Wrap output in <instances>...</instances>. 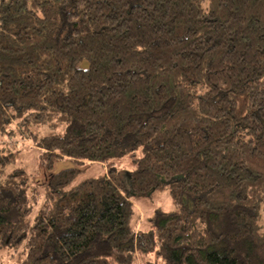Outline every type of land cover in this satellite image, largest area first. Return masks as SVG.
<instances>
[{
  "label": "trees",
  "instance_id": "1",
  "mask_svg": "<svg viewBox=\"0 0 264 264\" xmlns=\"http://www.w3.org/2000/svg\"><path fill=\"white\" fill-rule=\"evenodd\" d=\"M17 136L48 174L0 144L11 264H264V0H0ZM88 162L106 170L75 183ZM166 188L174 208L142 223L137 199Z\"/></svg>",
  "mask_w": 264,
  "mask_h": 264
},
{
  "label": "rangeland",
  "instance_id": "2",
  "mask_svg": "<svg viewBox=\"0 0 264 264\" xmlns=\"http://www.w3.org/2000/svg\"><path fill=\"white\" fill-rule=\"evenodd\" d=\"M84 65L86 66L87 63H85ZM0 144H7L8 146L13 147L14 151H18L20 157L16 165L23 166L31 175V179L33 182H40L46 178L48 172L41 158V151L38 150L36 146L31 143L26 137L17 136L14 138L0 139ZM118 165L120 171L123 174L126 170H131V164L128 158L119 161ZM75 166L76 163L71 159L61 160L56 163L53 171L60 172L61 170ZM80 168L83 169L84 172L77 178L75 183L81 181L86 176L98 175L106 170V166H103L101 164H91L90 162L86 163V165L80 166ZM41 202L42 201H40V203L35 206V210L33 215H31V218L36 217ZM158 207H161L165 210H171L174 208L173 200L168 188L162 191H158L152 194V196L141 197L137 199L136 208L140 217V221H142L143 223L146 218L152 215L154 210ZM25 257L26 251L23 247L10 249L4 248L0 245V264L21 262L25 259Z\"/></svg>",
  "mask_w": 264,
  "mask_h": 264
}]
</instances>
